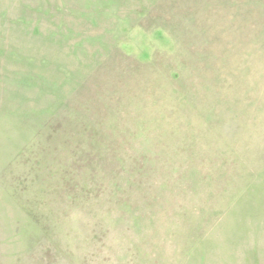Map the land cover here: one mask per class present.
<instances>
[{"label": "rangeland", "instance_id": "374dc122", "mask_svg": "<svg viewBox=\"0 0 264 264\" xmlns=\"http://www.w3.org/2000/svg\"><path fill=\"white\" fill-rule=\"evenodd\" d=\"M0 264H264V0H0Z\"/></svg>", "mask_w": 264, "mask_h": 264}]
</instances>
